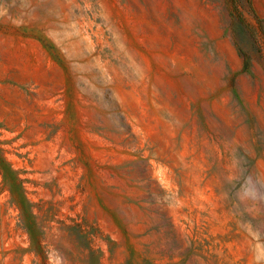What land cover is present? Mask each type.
I'll list each match as a JSON object with an SVG mask.
<instances>
[{
	"label": "rangeland",
	"instance_id": "1",
	"mask_svg": "<svg viewBox=\"0 0 264 264\" xmlns=\"http://www.w3.org/2000/svg\"><path fill=\"white\" fill-rule=\"evenodd\" d=\"M0 264H264V0H0Z\"/></svg>",
	"mask_w": 264,
	"mask_h": 264
}]
</instances>
